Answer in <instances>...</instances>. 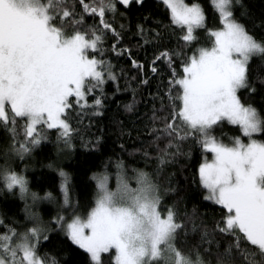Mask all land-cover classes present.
Masks as SVG:
<instances>
[{
    "label": "snow or ice",
    "instance_id": "obj_1",
    "mask_svg": "<svg viewBox=\"0 0 264 264\" xmlns=\"http://www.w3.org/2000/svg\"><path fill=\"white\" fill-rule=\"evenodd\" d=\"M117 2L128 6L131 0H0V127L15 138L17 121H24L19 152L39 145L44 128L57 130L68 143L74 131L69 123L74 104L88 107L87 96L102 89L106 79L115 80L110 65L89 53H102L106 32L118 37L106 18L116 12ZM210 2L222 27L207 30L212 46L187 57L182 75L173 69L168 93L172 110L161 131L169 138L167 147L173 140L195 137L212 154L211 162L205 159L200 165L199 179L208 193L205 199L225 210L218 231L234 237L222 256L235 252L245 264H264V143L253 138L264 132V117L238 96L240 89L249 87V63L256 55L264 56V43L236 21L234 0ZM162 3L172 24L183 32L181 39L191 45L197 30L205 28L201 5L185 0ZM86 15L99 17L98 25L87 31L82 28ZM172 55L165 51L156 60L171 67ZM133 66L143 67L135 61ZM151 70L156 72L155 67ZM225 121L238 126L248 142L240 137L232 138L231 144L218 139L214 130ZM166 158L164 149L161 164ZM2 179L9 190L18 187L21 194L28 193L23 176L5 172ZM97 187L95 206L87 217L76 216L66 225L69 238L90 254L93 264H103V256L113 251V264H204L199 252L193 259L175 246L184 226L173 209L161 212L159 188L148 173L137 172L135 186L118 176L115 191L102 176ZM64 191L67 204V177ZM40 231L32 227L18 234L10 228L0 233V264H55L37 252ZM242 241L255 251L242 247Z\"/></svg>",
    "mask_w": 264,
    "mask_h": 264
},
{
    "label": "trees",
    "instance_id": "obj_2",
    "mask_svg": "<svg viewBox=\"0 0 264 264\" xmlns=\"http://www.w3.org/2000/svg\"><path fill=\"white\" fill-rule=\"evenodd\" d=\"M194 1L201 4L206 20L205 28L197 30V39L191 45L181 39L183 32L172 24L170 12L161 1L135 0L128 6L117 2L116 12L108 13L106 18L118 37L106 32L102 53H89L109 64L116 78L108 79L102 89L87 96L88 107L81 109L74 104L69 116L74 131L68 143L57 130L44 128L45 138L41 143L35 147L29 145L33 152L26 162L29 171H24L27 194H21L18 187L9 190L2 179L3 173L14 172V157L23 154L18 149L24 143V121H17L15 138L9 130L0 127V221L3 222L0 233L18 227L27 218H36L37 213L40 215L39 203L32 196L47 195L56 201L65 197L67 177L66 215L58 222L60 209H51L37 252L55 264H93L90 254L69 238L67 223L74 216L86 218L95 206L98 178L122 171L126 174L143 171L159 188L161 212L173 209L177 222L184 226L175 241L180 251L193 259L199 252L204 264H245L235 252L231 257L222 256L234 237L218 231L225 210L205 199L207 190L200 183V165L206 155L212 154L205 152L195 137L173 140L172 147H167L169 138L161 131L172 110L168 93L173 69L182 75V63L187 57L198 48L212 46L207 30L222 27L210 0H187ZM76 8L81 11L78 3ZM232 10L236 21L258 42L264 43V0H234ZM98 21L99 17L86 15L83 30L98 25ZM165 51L173 54L171 67L163 59L156 60ZM133 61L143 67H134ZM153 67L156 72H152ZM248 80L249 87L240 89L238 96L243 104L251 105L264 117V56L252 57ZM96 99L101 100L100 106L95 105ZM214 135L225 142L244 137L238 126L227 122L216 127ZM254 137L264 143V132ZM164 149L167 158L161 164ZM241 243L250 252L255 251L246 242ZM114 254V251L105 254L103 264H113ZM256 260H260L258 255Z\"/></svg>",
    "mask_w": 264,
    "mask_h": 264
},
{
    "label": "rangeland",
    "instance_id": "obj_3",
    "mask_svg": "<svg viewBox=\"0 0 264 264\" xmlns=\"http://www.w3.org/2000/svg\"><path fill=\"white\" fill-rule=\"evenodd\" d=\"M133 1H135V0H131V2H133ZM136 1H138V0H136ZM140 1H142V0H139V2ZM159 1L162 2V0H159ZM185 2L188 3L187 0H185ZM193 3L200 4L197 1H194ZM188 4H192V3H188ZM107 80L108 79H106V81ZM253 138L255 139L254 136H253ZM241 139L245 143L248 142V138L247 137H242ZM223 142L226 143V144H231L232 143V138L228 142H225V141H223ZM32 152L33 151L30 150V151H28L26 153H23L19 157H14L15 158V164L16 165L13 166L14 168L12 170H14V172L17 173L18 175L23 176L26 181H27V177H25V172L24 171H29V169L27 168V164L28 163H26V162H28L29 159L31 158L30 154ZM205 159H207L209 162H211L212 155H211V157H209V156L206 155L205 158H204V160L202 161V163L205 162ZM19 163H22V164L19 165ZM136 174L137 173L126 174L123 171L122 172H119V173H117L115 175L108 174L107 177H108V187H109V189L112 190V191H115L116 185H117V178H118V176H123V178L125 180H127L130 185L135 186V176H136ZM206 195H208L207 192H206ZM32 198L35 199V202L36 203H39V206H38L39 210L38 211H39L40 215L37 213V217L36 218H34V219L33 218H27L25 220V223H22L21 222L19 224V226L16 227V228H14V229L16 230V232L18 234H22V233L27 232L32 227H38L41 230L40 231V236H41L42 235L43 228H46L47 227V221L49 220V215L51 214V209L58 207L60 209V212H61L60 217H64L66 215L67 204L65 203V197H63L61 200H57V201L55 199H53V198H50L47 195H45V196L35 195V196H32ZM211 202H213V201H211ZM74 217H76V216H74ZM72 219L69 221V223L72 221ZM37 245H38V243H37Z\"/></svg>",
    "mask_w": 264,
    "mask_h": 264
}]
</instances>
